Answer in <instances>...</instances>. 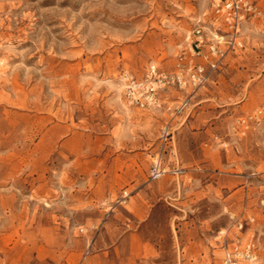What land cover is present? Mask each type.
<instances>
[{"label": "rangeland", "instance_id": "obj_1", "mask_svg": "<svg viewBox=\"0 0 264 264\" xmlns=\"http://www.w3.org/2000/svg\"><path fill=\"white\" fill-rule=\"evenodd\" d=\"M208 11L0 0V264H223L249 240L239 264H264V19L169 111L128 107L119 82L170 71Z\"/></svg>", "mask_w": 264, "mask_h": 264}, {"label": "built area", "instance_id": "obj_2", "mask_svg": "<svg viewBox=\"0 0 264 264\" xmlns=\"http://www.w3.org/2000/svg\"><path fill=\"white\" fill-rule=\"evenodd\" d=\"M208 4L209 23L195 26L187 39L188 44L179 49L170 71L150 65L141 76L128 70L120 72L119 82L128 107L141 111H169L166 96L170 91L190 95L203 88L209 73L218 69L227 53L243 48V26L264 19V0H208ZM188 102L187 96L175 112L183 111ZM161 174L160 167L154 164L150 178L156 180ZM256 249L253 240L226 249L223 264L253 262Z\"/></svg>", "mask_w": 264, "mask_h": 264}]
</instances>
